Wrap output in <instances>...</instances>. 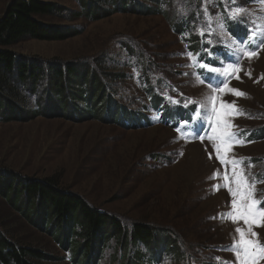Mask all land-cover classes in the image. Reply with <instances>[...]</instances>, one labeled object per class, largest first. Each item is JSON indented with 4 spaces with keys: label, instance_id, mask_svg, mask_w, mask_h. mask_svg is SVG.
Listing matches in <instances>:
<instances>
[{
    "label": "rangeland",
    "instance_id": "1",
    "mask_svg": "<svg viewBox=\"0 0 264 264\" xmlns=\"http://www.w3.org/2000/svg\"><path fill=\"white\" fill-rule=\"evenodd\" d=\"M12 1L0 0V16ZM41 1L60 12L37 19L72 31L73 36L62 41L25 38L7 47L43 73L37 75L35 87L30 83L23 90L29 103L25 110L31 112L36 99L41 109L47 93L51 103L36 116L25 112L0 121V192L12 185L51 180L90 208L114 216L127 230L135 224L154 230L152 253H146L143 244L126 243L121 254L116 240L110 239L101 246L97 264H119L134 253L143 256V264H152L154 255L160 256L159 245L165 251L163 263L170 259L173 264H253L244 252L254 244L260 245L254 264H264V38H253L244 50L254 55L243 63L246 38L230 42L221 26L227 8L245 22L248 18L264 25V5L258 0H122L119 8L112 4L107 10L99 0H86L94 12L90 18L77 15L81 7L76 0ZM187 18L186 30L177 31L176 24ZM209 24L216 38L225 39L239 55H230L239 59L233 73L227 69L231 59L217 61L218 66L222 61L226 65L217 70L221 84L219 78L208 85L197 80L201 76L196 68L202 66L195 57L206 45H195L196 36L211 33ZM192 48L198 55H188ZM61 66L70 67L74 78L60 87L64 96H58L46 79L49 69ZM90 76L98 77L108 96L86 106L79 84ZM147 88L166 93L161 100L168 107L176 104L171 96L182 97L180 106L197 102L201 113L210 105L219 112L228 109L226 118L214 126L229 135L212 149L206 141H178L167 125H149ZM71 92L81 99L72 100ZM117 104L122 111L102 120L117 110ZM87 107L93 114L85 113ZM234 133L241 142L231 138ZM213 154L218 162L223 163L221 157L227 161L223 175ZM249 205L254 217L246 222L240 212ZM37 219L28 221L0 196L2 224L22 242L37 244L51 259L43 264H72L71 254L54 242L51 229L39 228ZM170 242L177 255L166 253L163 243Z\"/></svg>",
    "mask_w": 264,
    "mask_h": 264
},
{
    "label": "trees",
    "instance_id": "2",
    "mask_svg": "<svg viewBox=\"0 0 264 264\" xmlns=\"http://www.w3.org/2000/svg\"><path fill=\"white\" fill-rule=\"evenodd\" d=\"M76 1L81 7V12H78L77 15L93 18V9L87 5V1ZM99 1L108 10V7L112 4L119 8L122 0L118 2L117 0ZM59 12L60 10L49 2L13 0L0 16V121L14 120L25 112L29 113L30 117L36 116L45 110L41 106L39 111L33 109L31 112L26 111L25 108H29V103L22 96L25 86L28 87L30 83H33L34 86L39 81L37 75L43 74L42 71L36 65L37 69L33 68V63H28L17 57L16 54L7 50V47L15 45L25 38L36 41H62L73 36L72 31L49 26L37 19L38 16L59 14ZM69 16L71 18L72 14ZM47 73L46 79L49 81L50 78L51 88L54 87L55 93L60 92L58 96H62L64 93L59 91L61 90L60 87L65 86L69 80L74 79L68 66H63V69L62 66L59 69L52 68ZM79 87L80 90L84 91L83 94L86 99L83 103L86 106L87 102L92 101L94 98L100 99L103 94L108 96L97 76L94 77V80L91 76L82 79ZM28 91H32V89L28 88ZM144 94L150 96V88L144 89ZM47 95L48 93L43 99V107L47 103H51V98ZM81 97L82 95L75 98L71 92L70 98L72 100L81 99ZM118 105L113 108L117 109L116 111L112 110V113L102 120L111 119L112 116L120 113L124 107ZM88 107L85 113L93 114L91 110H88ZM19 118L21 119V117ZM0 193L10 209L23 214L28 221L31 217L38 218V226L41 229L47 227L49 230L51 229L50 233L54 242L62 250L71 254L72 264H97L102 255L101 246L104 247L105 242L110 239L116 240L115 243L121 254L125 250L124 245L126 243L131 247L143 244L148 254L153 251L151 246L153 245L152 241L155 239V233L151 226L135 224L130 230H127L114 216L90 208L80 198L60 190L51 180L33 181V183H25L18 187L15 185L8 186ZM38 205H41V207L39 208ZM0 230L4 232H0V264H43L51 260L47 258L41 249L36 247L37 244L33 246L31 243L26 244L18 239L2 224L1 220ZM5 233L8 236L3 235ZM163 244L169 252L175 255L179 253L173 242ZM160 248L161 245L158 249ZM143 262V256L137 253H134L130 260L122 257L118 261L119 264H143Z\"/></svg>",
    "mask_w": 264,
    "mask_h": 264
},
{
    "label": "snow or ice",
    "instance_id": "3",
    "mask_svg": "<svg viewBox=\"0 0 264 264\" xmlns=\"http://www.w3.org/2000/svg\"><path fill=\"white\" fill-rule=\"evenodd\" d=\"M202 67H204V65L202 64L201 65ZM211 70V69H210ZM239 78V77H237ZM227 88V86H225L224 89H221V91H225ZM236 95H243V93H239V92H236V90H232ZM173 103H175V101H173ZM198 115V114H197ZM213 131H215V129H213ZM221 162L223 163H227L226 160H224L223 157H221ZM235 163V161L233 162ZM235 206V205H234ZM261 215H264V214H261ZM250 216H253L254 217V214L252 212V208L251 206L249 205L247 208H245L242 212H240V218H243L246 222H249V217ZM238 231H241L238 229ZM242 242H243V239H242ZM244 255L246 257H249V259H251L254 255H255V249L254 248H246L245 249V252H244ZM245 264H247V262H245ZM253 264H254V261H253Z\"/></svg>",
    "mask_w": 264,
    "mask_h": 264
},
{
    "label": "built area",
    "instance_id": "4",
    "mask_svg": "<svg viewBox=\"0 0 264 264\" xmlns=\"http://www.w3.org/2000/svg\"><path fill=\"white\" fill-rule=\"evenodd\" d=\"M43 105H44V104H43ZM43 105H42V107H43ZM32 107H33V108H32L33 110H35V111H39L40 108H39V103H38V101H37L35 104H32Z\"/></svg>",
    "mask_w": 264,
    "mask_h": 264
},
{
    "label": "clouds",
    "instance_id": "5",
    "mask_svg": "<svg viewBox=\"0 0 264 264\" xmlns=\"http://www.w3.org/2000/svg\"><path fill=\"white\" fill-rule=\"evenodd\" d=\"M186 11H187V9H186ZM165 264H173V262L170 259H168L165 261Z\"/></svg>",
    "mask_w": 264,
    "mask_h": 264
},
{
    "label": "bare ground",
    "instance_id": "6",
    "mask_svg": "<svg viewBox=\"0 0 264 264\" xmlns=\"http://www.w3.org/2000/svg\"><path fill=\"white\" fill-rule=\"evenodd\" d=\"M78 2V1H77ZM159 83V82H158ZM202 87L204 88L205 86L202 85ZM193 99V98H192Z\"/></svg>",
    "mask_w": 264,
    "mask_h": 264
}]
</instances>
